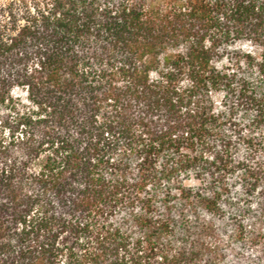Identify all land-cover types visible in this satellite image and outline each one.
<instances>
[{
	"label": "trees",
	"instance_id": "1",
	"mask_svg": "<svg viewBox=\"0 0 264 264\" xmlns=\"http://www.w3.org/2000/svg\"><path fill=\"white\" fill-rule=\"evenodd\" d=\"M0 264H264V0L0 4Z\"/></svg>",
	"mask_w": 264,
	"mask_h": 264
},
{
	"label": "rangeland",
	"instance_id": "2",
	"mask_svg": "<svg viewBox=\"0 0 264 264\" xmlns=\"http://www.w3.org/2000/svg\"><path fill=\"white\" fill-rule=\"evenodd\" d=\"M7 0H0V4H2V3H4V2H6Z\"/></svg>",
	"mask_w": 264,
	"mask_h": 264
}]
</instances>
